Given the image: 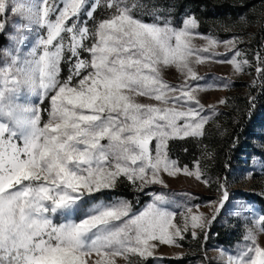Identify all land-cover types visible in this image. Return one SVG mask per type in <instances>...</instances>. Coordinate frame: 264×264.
Returning <instances> with one entry per match:
<instances>
[{"label":"snow or ice","instance_id":"1","mask_svg":"<svg viewBox=\"0 0 264 264\" xmlns=\"http://www.w3.org/2000/svg\"><path fill=\"white\" fill-rule=\"evenodd\" d=\"M100 8L106 18L96 20ZM136 8L127 0H0V34L9 12L18 18L16 47L3 50L0 66V264H146L164 259L155 257L160 245L198 238L229 201L220 181L210 218L185 206L174 223L162 192L138 214L128 200L107 198L125 181L135 192L166 187L164 174L211 184L199 160L181 168L171 159L169 142L203 136L211 116L197 93L207 89L193 84L202 77L192 64L217 62L220 42L208 34L203 48L193 46L200 35L194 14L177 27L159 15L145 22ZM24 30L36 33L27 51ZM240 42H223L237 73L251 66ZM256 60L264 73L259 53ZM63 63L68 75L61 79ZM170 67L182 83L163 78ZM249 210L264 232V212ZM243 239L225 264H264L257 233L249 229Z\"/></svg>","mask_w":264,"mask_h":264},{"label":"rangeland","instance_id":"2","mask_svg":"<svg viewBox=\"0 0 264 264\" xmlns=\"http://www.w3.org/2000/svg\"><path fill=\"white\" fill-rule=\"evenodd\" d=\"M228 1L231 4H240L238 14L230 13L225 18H204L201 21V30H195L200 35H195L192 39L195 48H203L206 45V41L202 38L203 35L210 34L220 42L214 49L218 54L215 58L217 62L209 60L192 64L196 74L202 77V79L194 81L193 84H199L207 89L197 93V95L200 103L205 106L204 114L210 115L211 119L205 125L203 136L169 142L171 159L177 160L181 168L185 165L194 168L195 162L199 160L200 167L204 170L206 178L211 180V184L205 185L182 172L175 176L164 174L163 179L166 187L157 184L149 186L142 192H135L125 181L123 182L125 188L117 187L107 194V198L121 197L128 200L133 212L138 214L147 204L151 203V194L162 192L172 202L168 206L169 209L177 213L174 223L178 222L179 213L183 211L185 206L193 207L194 210L195 206H199V212L210 218L212 212L208 205L218 198V182L222 181L227 185L230 199L218 216L224 225L234 230L236 238L233 242L225 244L211 241L210 225L204 230L207 233V240H205L204 232H201L196 239L187 234L185 239L179 241V247L160 245L155 251V257L191 256L192 262L189 264H225L228 255L237 256L244 248L243 237L249 229L257 233V243L264 247V232L257 230L253 222V213L249 209H254L260 213L259 210L236 193L237 190H247L258 192L264 196V160L257 154L249 159V153L253 147L264 149V73L258 74L256 71L257 53H259L261 60H264V55L260 52L261 47L264 48V0ZM130 3L137 4L135 13L151 17V20L143 19L149 23L154 22L157 15L172 20L171 15L176 8L169 2L158 0H131ZM185 14L193 13L188 11ZM185 14L180 19L179 24H172L177 27L181 26ZM95 18L96 20L106 18V10L104 8L98 9ZM17 19L9 12L8 26L0 34V66H2L4 59L3 50L16 47V40L12 37L17 35L13 26ZM20 22L26 23V21ZM88 26H93L92 21H89ZM21 34L25 36L22 47L27 51L34 43L36 33L24 30ZM232 37L240 39L241 42L237 47L246 53V58L251 64L250 67L244 68L240 73H237L233 66L226 62V60L231 59L233 53L227 52L223 42ZM82 55L86 54L82 53ZM259 66L264 69V63ZM67 75L68 65L63 63L61 79L66 78ZM162 75L165 80L174 85L182 83L185 79L175 67L164 69ZM253 81H255V86H253ZM139 99L141 102H150L146 97ZM30 100L39 106L38 98L30 97ZM221 100H225L226 103L220 104L219 101ZM18 102L22 103L23 100ZM253 102L258 105L257 115L245 128L243 137L246 141L243 142L241 152L232 159L231 164H228L227 151L236 142V136H230L231 129L236 126L239 128L244 116L250 115L249 107L250 103L251 106L253 105ZM209 106L215 107L214 115L208 111ZM224 162L225 168L222 169L221 166ZM221 250L224 252L223 257ZM119 264H125V261L120 258ZM146 264L166 263L163 259L149 258Z\"/></svg>","mask_w":264,"mask_h":264},{"label":"trees","instance_id":"3","mask_svg":"<svg viewBox=\"0 0 264 264\" xmlns=\"http://www.w3.org/2000/svg\"><path fill=\"white\" fill-rule=\"evenodd\" d=\"M143 1V0H141ZM161 2L170 3L171 5H175V10L172 13V20L171 22L175 25L179 24L180 19L183 17L185 12H192L195 17L199 21L198 29L201 30V21L207 17H222L225 18L228 14H238V10L240 9V4H231L228 0L224 1H212V0H158ZM127 2L131 5V0H127ZM175 3V4H174ZM134 15L140 17L142 19L151 20L150 16L147 15H140L134 12ZM264 55V48L261 47L260 51ZM250 115L248 117L244 116V119L239 124V128L233 127L231 129L230 136H236V142L233 143V146L228 149L227 151V163L231 164L232 159L237 156L242 149L243 142L245 138L243 134L245 133V128H247L251 121L257 115L258 105L253 102L251 106L250 103ZM257 154L262 160H264V149L261 148H254L249 153V159L252 158ZM222 169L225 168V162L221 166ZM118 188H125L124 183H120L117 186ZM237 195L241 196L247 202L252 203L259 212H264V196L255 191H247V190H237ZM221 217V215H220ZM230 227L224 225L223 221L219 218V216L212 222L209 228V235L211 241H215L219 244L231 243L234 241L235 234L234 230ZM163 261L166 264H189L192 262L191 256H181L177 257H165Z\"/></svg>","mask_w":264,"mask_h":264}]
</instances>
